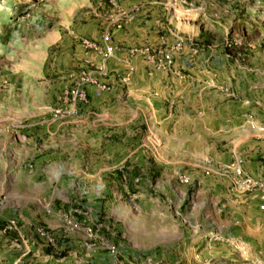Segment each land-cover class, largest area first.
<instances>
[{
	"label": "rangeland",
	"instance_id": "374dc122",
	"mask_svg": "<svg viewBox=\"0 0 264 264\" xmlns=\"http://www.w3.org/2000/svg\"><path fill=\"white\" fill-rule=\"evenodd\" d=\"M151 10L168 16L173 31L190 24L198 38L132 49L169 73H179L175 57L190 50L181 63L201 66L197 111L174 105L169 121L142 115L136 127L122 112L111 163L83 166L98 177L55 166L64 172L58 182L45 178L40 157L61 159L40 144L49 139L44 129L66 118L67 104L85 103L88 85L112 87L94 74L106 76L97 63L79 59L82 50L113 58L115 26ZM262 31L264 0H0V264H77V252L90 259L82 264H264V75L238 71V89L230 72L250 64ZM212 43L226 61L209 57ZM164 52L173 58L166 66ZM217 79L233 86L214 95ZM117 80L126 84L128 72ZM82 86L85 101L72 93ZM70 155L63 164L79 162Z\"/></svg>",
	"mask_w": 264,
	"mask_h": 264
},
{
	"label": "crops",
	"instance_id": "0c3cea01",
	"mask_svg": "<svg viewBox=\"0 0 264 264\" xmlns=\"http://www.w3.org/2000/svg\"><path fill=\"white\" fill-rule=\"evenodd\" d=\"M171 23H173V21L168 19V16L165 17L164 14H159L153 10H151L147 16L143 17L140 16L139 13L127 19L126 22H123V26L122 24H117V27L115 26L113 41L117 46V50L113 58H109L110 60L105 58L101 50H82L79 59L83 62L93 61L97 63L98 67L105 70L106 76L100 75L96 71L94 74L99 77V79L111 83L112 87L109 91H106L101 90L100 87L95 84L88 85L89 98L87 101L85 103L72 102L67 104L66 108L70 106V109L68 110L66 118L56 121L55 126L44 129L45 133L48 132L49 139L43 138L40 144L44 143L43 146L46 147L47 150H49L48 148H53L54 153H56L54 156L60 157L59 160H62V158L66 157L68 154H71L70 156L74 154L78 159L76 160L79 161L75 164L66 161V163L63 164L64 162L61 160L53 162L47 155L42 156L40 157L43 164L41 172L45 178L58 182L64 172L54 171L53 168L55 166H65L67 168H75L76 166L81 167L80 171L83 172V174L80 176L98 177V173L93 175L85 171L83 166H89L94 160H99L100 163L104 164L111 163L110 161L113 156L110 155V152L111 148L114 147V143L111 142V140L113 133H116L113 132L112 129L118 125L117 120L122 112H129V114L126 115V122L129 126L136 127L138 125L137 119L139 117L142 118V115L155 118V120L159 117L163 118L165 121H169V118L171 119L173 117L174 105L175 111H177L176 107H178L180 111L183 109L184 111H197V103L201 97H198L197 94L198 79L195 72L197 69L201 70V66L197 63L190 65L184 64L186 59L190 57V54H187L190 50L187 51L186 48H183L182 52L178 53L175 57V66L177 65V67H179V73L178 71L176 73H169L162 68L153 67L147 60H144L140 53L147 58L148 55L142 48V52L138 49H132L136 46L148 44H169V42L176 40L173 38L174 36L178 39L185 38L186 40L198 38V36H195L194 28L191 27L190 24L183 30L175 27V31H173ZM251 29L253 30V27ZM96 35L97 38L100 37L98 34ZM202 36L207 37V33L204 31ZM213 41L217 42V40ZM261 41L264 43L263 31L259 33V36L253 38L252 44L255 49H252V53L248 55L250 64L244 66L237 63L234 65L236 67V75L232 70L230 71L232 77L236 79L238 89L241 86L238 85V77H242L238 71H249V74L252 76L253 74L255 76L264 75V70H262L259 65L261 61H264L261 50L259 51V49L262 48ZM216 47L217 46H214L213 43L209 45V57L213 59L220 55V58L226 61L227 59L225 57L227 54L223 52V49L222 51L221 49L218 51ZM181 61L184 63L182 64ZM229 66L232 67L231 64H229ZM229 66L224 63L221 68L229 70ZM181 69H185L190 72V74L181 75ZM191 71L194 72V74L191 75ZM211 71H217V69L211 68ZM118 72H128L130 80H128L126 84H124V82L120 83L119 80H117ZM243 80H246L245 76L242 78V81ZM217 82L218 85L216 87L218 88L211 91V93L215 92L214 95L219 93V88L223 91V84H230L233 86L231 80L217 79ZM250 83H252L254 87L258 86L254 78ZM122 85L125 88L124 90L121 88L123 87ZM221 99L223 98H215V101ZM254 101L255 100L252 102L254 103ZM212 103L213 100L209 102L207 106L208 111L212 110ZM130 104L136 105L133 106ZM135 146L141 151H148L151 147L145 142H137ZM109 166L110 165L106 167ZM76 171H78V169L71 172V174L78 176L76 175ZM53 222V220H50V225L53 226ZM77 253H79V255ZM77 253L76 256L70 257L72 260L76 258L77 264L90 261V259H86V256L82 254V252Z\"/></svg>",
	"mask_w": 264,
	"mask_h": 264
},
{
	"label": "built area",
	"instance_id": "2783aa9c",
	"mask_svg": "<svg viewBox=\"0 0 264 264\" xmlns=\"http://www.w3.org/2000/svg\"><path fill=\"white\" fill-rule=\"evenodd\" d=\"M106 39H109V36H107ZM113 50H114V47L113 46H108L107 47V52L109 54H111L113 52ZM146 51H148L147 48H146ZM162 57H164V59H165V62H164V65L165 66H166V64H170L172 62V60H173L172 55L170 53H168V52H164L162 54ZM72 93H73V95H74L75 98H78V99L83 100V101H85L87 99L86 92H85V88L83 86H82V88L78 87L76 91L75 90H72ZM237 172L238 173H241V169H237ZM260 208H262L264 210V203H262L260 205Z\"/></svg>",
	"mask_w": 264,
	"mask_h": 264
}]
</instances>
